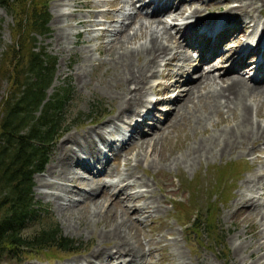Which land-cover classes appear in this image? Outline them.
Listing matches in <instances>:
<instances>
[{"label":"rangeland","instance_id":"obj_1","mask_svg":"<svg viewBox=\"0 0 264 264\" xmlns=\"http://www.w3.org/2000/svg\"><path fill=\"white\" fill-rule=\"evenodd\" d=\"M96 1H98V6H93ZM138 1L139 0H135L134 5H130L129 7H131L133 13L140 17L142 13L139 12L142 11L140 10L136 13ZM204 1L207 2V4L201 5L202 9L198 12L199 17L203 18L204 16L209 17L221 14V9H215L211 0ZM93 2L91 1V5L86 6L81 3V0H47V10L49 13L47 27L43 33L35 34L37 39L36 43L42 45L48 53L55 56L53 76L46 89V93L51 95L55 89L59 88V86L67 85L69 87L70 95L69 99L63 106V112L61 115L62 121L59 124V128H57L52 134L50 141L46 145V159L42 164V170L33 172L32 174V200L35 202L32 207L40 211L38 212V215H34L32 221L27 222L22 232L29 233L36 229L40 223L45 222L46 218H50L57 223L61 235L76 240L74 248L68 251L43 250L37 253L21 252L17 257L4 255L0 259V264L78 263L84 259L87 252H89L96 243V232L101 228L103 213L101 211L99 214L94 212V216L97 217L92 216V206L90 202L88 200L82 201L81 197L87 190L85 183L83 181L73 182L77 184V187H71L73 189L71 195L72 198L76 200L77 206H67V209L71 210L70 213L66 212L62 204L57 203L61 201L60 199L57 200L52 195H49V188L42 187L38 183L39 178H46L49 181L55 180L53 175H48L45 171L52 161V148L55 144H58L63 140L67 132L76 130L81 131L98 122H101L100 124H102L115 110L116 102L110 96H112L117 90V86L115 85V81L109 75L111 69L105 68L106 62H109L112 53L116 50H120V48H123L124 46H127L128 48H130L129 46H133L135 48L142 42L146 41L141 35L131 41H126L124 44H121V46L115 39L111 40L112 36L110 35V30L113 26L117 27L118 22L115 21L117 16L113 17V21L105 19V8L110 0H93ZM259 2H264V0H257V4H259ZM196 3L197 2L194 1L190 2L189 5L185 4V8L181 9L182 12L178 16L173 17V11V13L162 17L167 20V25L163 24L165 27L161 28V32L163 29L166 31V41L163 37L161 39L164 43H171L172 39H177L181 42V45L176 47V51H179L180 53H185L187 51L191 57V62L190 65H187L184 68L188 67V69L195 63V55L201 50L200 43L197 39L199 37L202 39L203 36L199 35L196 38L191 37L192 33L196 32L197 26L194 25L192 27L193 30L189 32L187 31L186 40H183L181 36L179 37L180 31L177 32V28L178 23L180 25L183 20L185 22L193 20L192 18H184L189 11L193 9L195 6L194 4ZM150 9L151 6H148L144 7L142 10L150 11ZM109 11L110 14L112 13L111 15L115 13L118 14L115 9ZM58 12H62L64 15L62 14L61 18L54 20V17ZM251 14L255 16V19L258 21L256 28H241L239 24L230 21L229 26L230 29H232V32H230V35L228 34L226 38L223 37L211 55H214L215 53L223 54L226 45L239 48V46L242 47L245 44L250 43V36H252L253 33H259L261 26L264 24V15L262 13L258 10H252ZM77 17L78 19H82V17L83 19H90L92 20V23L79 24L77 23ZM12 21L13 19L9 11L0 6V61L3 52H6V46L12 41ZM133 23L129 25L128 30H131ZM106 27L107 29L103 30ZM103 31L106 33L105 37L102 36ZM123 32L125 31L116 34V39H118V37L121 38ZM239 32L242 33L240 34ZM168 33L172 35L171 38L167 35ZM56 36H58V38ZM159 36L158 33V37ZM190 38L192 40H190ZM56 39L58 42H56ZM225 39L227 40L225 41ZM209 43L211 44L213 41L210 40ZM254 50L255 49L252 51ZM256 56H258L259 59L257 63L264 67V62L261 64V58L256 51H254L253 54L250 53L245 58L247 60L246 63L252 62L250 58L255 59ZM83 58H91V63H93V65L91 64L90 67L87 65V74L86 71H84L81 73V78H77L75 69L77 64L80 65L82 63ZM163 61L164 59L161 60V64L164 63ZM234 61L240 62V59L235 58ZM179 63L180 61H178L177 64ZM176 66L177 65H175L173 69H175ZM210 67L211 65L206 66L202 64L199 68L206 71ZM219 70L220 69L212 71L211 69V72L214 76H218L219 74L217 71ZM258 70L259 69H257V72L259 73ZM250 75H252V71L245 68L243 76L249 83ZM176 77L179 78L180 74H177ZM190 77L191 79L197 78L195 70L192 71ZM166 80L168 81L167 78L161 77L160 75L155 76L154 78H149L146 83V96L152 98V100L156 99L157 101L152 104L146 103V105H140L138 108L139 110L141 109V112L146 108L148 109L147 115L153 116L155 113H160V111H167L168 108L172 106V98L178 93L180 95L178 94L177 96H181L186 91H183L182 89H185L187 87L186 84L189 83L180 80L177 84L169 88V91L167 90L162 94L154 93L153 90L155 85ZM262 82L264 83V78ZM6 87L5 80H0V100L6 92ZM160 98L163 100L161 101ZM180 100L181 99H179V101ZM263 105L264 104H258L256 107L257 111H255L254 106H252L251 110L252 118L261 124H264ZM163 115L168 119L172 114L169 111L165 114L163 112V114L157 116ZM222 115L224 119L220 120L218 116H216L214 119L216 118L215 120L217 122L208 124L207 121L206 123L204 121L205 124L203 123V126H199L200 128L195 127L193 122L187 123L186 119H181L182 121H176V124L174 123L172 127L169 126L160 131L156 129L154 132L149 130V135L146 136L149 141L145 145L140 144L134 146L131 144L128 146L127 143H124L121 146L116 140L117 144L121 147H117L118 159L116 162L112 158L114 149L105 147L98 141H95L92 146H89L90 152L93 150L94 154L97 156L99 155V151H97L99 148V150L107 152L105 156L103 155V158L106 159L108 157L106 162L111 167L114 165L115 170L118 172L124 171L128 164H133L132 159L125 163L123 160L125 156L129 158L134 156L137 157L138 161H141H139V164H137L131 172H125V175L130 173L138 176L139 179H145L146 182L150 183L154 193L145 200H157L159 205L158 212L150 211L151 214L146 217L142 215V213L127 214L126 212H123V214L130 220V224L126 229L130 232L128 234H130L131 240L135 241L136 245H140L142 249L149 248L147 256L150 261L163 260V264H257L250 262H253L256 256H259V253L264 251V245L262 242L264 240V195L259 196L256 206L254 205L258 208L257 212L260 214H247L248 209H246L242 214V216L245 215L244 220L238 224L232 221V216L235 212L234 206L232 207L231 204L233 199L237 196V193L240 192H237V190H241L240 183L242 178L249 175L252 171L257 174H260V172L263 171V158L261 161H255L254 155L259 154L264 156V145L262 143L257 144V141V143H253V152H251L250 149L246 152L243 148H237L231 153L222 156L212 155L211 157H208L207 160L201 157L199 160L194 159L192 161L190 156L186 155L190 146L196 144L198 140L204 138L206 134L212 133L213 130L222 127L225 123H228L231 120L232 114H229L228 116L227 114ZM122 117L128 122L123 127L129 126L133 119L140 118L137 114H131L130 111L125 112ZM165 118L161 120L159 127H164L162 123L165 122ZM184 122L185 125L183 124ZM124 131L130 132V129ZM121 134L122 133H106V136L107 138L109 137L114 140V137H118ZM114 144H116L115 140L112 143L113 147H115ZM251 145L252 144H248L247 146L251 148ZM73 148L80 154V158L89 161L92 160L89 152H79L76 145H73ZM241 149L242 151H240ZM257 149H260V151ZM103 152H101V155ZM184 158H186L185 161ZM95 165L99 164L96 163ZM74 166L75 171L80 176L83 175L82 177H87L88 175H91L89 172L80 169L79 166ZM94 170L95 168L92 171ZM115 186L117 187L118 185ZM115 186H110L109 190L115 191ZM144 188L145 187L143 186H136L130 187L129 190L143 191ZM244 194L246 196L249 193L244 192ZM92 196L100 197L98 191ZM153 197L156 199H152ZM143 200L144 198L135 199L132 203L140 205ZM102 202L106 207H109L106 213L112 210L111 212L114 215H121V217H123V215L118 212L120 209L119 204L109 202L108 200H102ZM193 212H197L198 221L202 216H208L210 218L212 225L209 232L204 231L201 226L198 227L191 225L189 217ZM237 215H240L239 210H237ZM74 216L78 218H75ZM105 218L103 219L105 220ZM93 219L99 221L96 220L97 222L93 223ZM85 223H87V225H85ZM216 231L219 233V237L217 238L222 237V244L215 243ZM238 242H242L243 246L235 251L234 248ZM258 244L261 246V249L256 251V246ZM160 245L162 246L161 250L157 249V246ZM240 251L243 253L240 254ZM258 261L262 260L260 259Z\"/></svg>","mask_w":264,"mask_h":264},{"label":"bare ground","instance_id":"obj_2","mask_svg":"<svg viewBox=\"0 0 264 264\" xmlns=\"http://www.w3.org/2000/svg\"><path fill=\"white\" fill-rule=\"evenodd\" d=\"M91 1L93 2V0H81V3L87 6L91 5ZM134 1L135 0H110L105 8V19L113 21V17L117 16V19L115 20L118 22L117 27H110V35L112 36L111 40L115 39L121 46V44H124L129 40L131 41L139 35L146 39V41L142 42L135 48L133 46H129L130 48L124 46L123 48H120V50L114 51L109 58V62H106L105 68L111 69L109 75L115 81V85L117 86V90L112 96H110L116 102L115 110L102 124H100L101 122H98L81 131L76 130L67 132L63 140L58 144H55L52 148V161L45 171L46 174L53 175L55 180L49 181L46 178L38 179L40 186L50 189L49 195H52L57 200H61L57 203L62 204L63 208L68 213H70L71 210L67 209V206H77L76 200L73 199L71 195V191L73 190L71 187H77V184L73 182L83 181L87 186V190L81 197L82 201L88 200L90 202L92 206V216L95 215L94 212L96 214H99L100 211L103 213L101 228L96 232V243L93 245L92 249L87 252L81 262H74L73 264H163V260L150 261L147 256L149 248L142 249L140 245H136L135 241L131 240L130 234H128L130 232L126 229L130 224V220L123 214V212H126L127 214L142 213V215L146 217L151 214L150 211L153 212L159 209L157 200H145L154 193L150 183L146 182L145 179H139L138 176L130 173L125 175V172H131L134 167L139 164L140 160L138 161L137 157L134 156L132 158L125 156L123 159L124 162L126 163L132 159L133 164H128L124 171L118 172L115 170L114 165L111 167L106 162L107 158H103L101 155V152L103 151L99 150L100 148L97 149V151H99L98 156L94 154L93 150L90 152L89 146H92L95 141H98L105 147L114 149L112 158L116 162L118 159L117 147H120L118 144L121 146L124 143H127L128 146L131 144L134 146L140 144L145 145L149 141L148 138H146V136L149 135V130L154 132L156 129L160 131L169 126L172 127L176 121H182L181 119H186L187 123L193 122L195 127H199L204 121L205 123L207 121L208 124L217 122L215 120L216 118L214 119L216 116L222 120L224 119L222 114H227V116L232 114L231 120L228 123H225L222 127L216 128L212 133L206 134L204 138L190 146L186 155H189L192 161L194 159L199 160L201 157L207 160V158L212 155L222 156L231 153L237 148H243L246 152L250 149V151L253 152V143H257V141V144L262 143L264 145V124L254 120L251 115L252 106H254L255 111H257L256 107L258 104H264V83L262 82L264 78V67L262 65L260 66L254 60L246 63V54L243 46H239L238 48L226 45L223 54L215 53L214 55H211L215 51V46L223 39L227 26L225 24L227 22L230 23L231 21L237 23L241 28H256L258 21L251 12L252 10H258L264 15V2H259V4H257V0H211L215 9H221V14L209 17L204 16L202 18L199 17L198 12L202 9V4H207L204 0H139L136 13L140 10L142 11L144 7L151 6L150 11L139 12L142 13L140 17L133 13V10L129 7L130 5H134ZM194 1L197 3L194 4L195 6L193 9L189 11L184 18H192L193 20H190V22H185L183 20L180 25L178 23L177 32L180 31L179 37L181 36L183 40H186L187 31L189 32L193 30L192 27L194 25L197 27L196 32L192 33V38H196L204 32L206 33L203 34L202 39H200V37L197 39L200 43L203 56H199V54L195 56V63L188 69V67H184L190 65L191 57L187 51L185 53H180L179 51L178 53L176 51V47L181 45V42L177 39H172L171 43H164L161 38H165L166 41V31L163 29L161 32V28H164L165 25H167V20L162 18L164 15H169L174 11L173 17L178 16L182 12L181 9L185 8V4L189 5L190 2ZM93 6H98V1H96ZM112 9H115L118 14L115 13L111 15L112 13L110 14L109 10ZM62 14L64 15V13L58 12L54 17V20L61 18ZM76 19L79 24L92 23V20L83 19V17L82 19H78V17ZM132 23L133 27L131 30H128L129 25ZM106 29L107 27L103 30ZM212 30H214L213 33L208 35L207 32H211ZM121 31L125 32L122 33L121 38L118 37V39H116L115 35ZM158 33L160 35L159 37ZM239 33L241 34L242 32ZM259 34L260 39L258 43L255 44L256 47L254 51L258 52L262 64L264 62V24L261 26ZM167 35H169L170 38L172 37L169 33ZM102 36H106L104 31ZM56 37L58 38V36ZM190 40L192 39L190 38ZM210 40L213 41V46L210 45ZM226 40L227 39H225V41ZM56 42H58L57 39ZM247 47L248 46H246V48ZM235 58L240 59V62L234 61ZM163 59L164 63L161 64V60ZM178 61H180L179 64H177ZM91 64L93 65V63H91V58H83L82 63L80 65L77 64L75 69L77 78H81V73L84 71H86L87 74V65L90 67ZM202 64L206 66L211 65V67L204 71L202 68H199ZM175 65L177 66L173 69ZM245 68L252 71L254 74L253 77H249L250 83L246 81L243 76ZM211 69L212 71L220 69L217 71L219 75L214 76ZM257 69H259V73L257 72ZM194 70L197 78L191 79L190 76ZM177 74H180L179 78L176 77ZM158 75L167 78L168 81L166 80L157 83L154 90L152 89L154 93L162 94L167 90L169 91V88L177 84L180 80L189 83L186 84L187 87L185 89H182L183 91H186L181 96H177L179 94L177 92L178 94L172 98V106H170L167 111H160V113H155V115L151 116L147 115L148 109L145 108V110L141 112V109L139 110L138 107H140V105H146V103L152 104L157 101L156 99L152 100V98L146 96V83L149 78H154ZM179 99L181 100L179 101ZM160 100L162 101L163 99L160 98ZM127 111H130L131 114H137L140 118L133 119L129 126L123 127L128 123L122 117ZM169 111L172 115L168 119H166L164 115L157 116L163 114V112L165 114ZM163 118H165V122L162 123L164 127H159ZM183 124L185 125V122ZM126 128L130 129V132H127L126 135L121 134V136H119L120 142L118 141V144L116 142L118 139L115 138L116 144H114L115 147H113V139H110L109 137L107 138L106 133H123L122 131L127 130ZM248 144H252L251 148L247 146ZM73 145H76L78 151L81 153L89 152L92 160L89 161L80 158V154L74 150ZM257 150L260 151V149ZM240 151H242V149ZM254 158L255 161H261L262 158L264 161V156L259 154L254 155ZM185 160L186 158H184V161ZM96 163L99 165H95ZM74 165L79 166L80 169L89 172L91 175H88L87 177H82L83 175L80 176L75 171ZM94 168L95 170L92 171ZM262 170L263 171L260 172V174L252 171L249 175L242 178L240 183L241 190H237V192H240L237 193V196L231 203L232 207L234 206L235 212L232 216V221L234 223L238 224L244 220L245 215L242 216V214L246 209H248L247 214H260L257 212L258 208L255 206L257 204V199H259L258 197L264 195V167ZM115 185L118 186L116 187ZM110 186H115L116 190H109ZM136 186H143L145 188L143 191L129 190L130 187ZM97 191L99 192V198L92 196ZM244 192H248L249 194L245 196ZM140 198H144L140 205L132 203L135 199ZM152 199L156 198L153 197ZM102 200H108L109 202L119 204L120 209L118 212H120L123 217H121V215H114L111 212L112 210L106 213L109 207H106ZM237 210H239L240 215H237ZM74 217L78 218L76 216ZM103 218H105V220ZM96 220L93 219V223L99 221ZM85 225H87V223H85ZM262 242L264 245V240ZM242 246V242H238L234 250H239ZM256 248V251H259L261 246L258 244ZM157 249L161 250L162 246H157ZM241 253L243 252L240 251V254ZM260 259L262 261H258ZM250 263L264 264V251L259 253V256H256L255 260Z\"/></svg>","mask_w":264,"mask_h":264},{"label":"trees","instance_id":"obj_3","mask_svg":"<svg viewBox=\"0 0 264 264\" xmlns=\"http://www.w3.org/2000/svg\"><path fill=\"white\" fill-rule=\"evenodd\" d=\"M12 16V41L0 61V80L6 92L0 100V259L21 252L71 250L76 240L61 235L56 222H45L23 233L40 210L32 207V174L41 171L46 145L62 121L69 87L48 95L55 56L36 43L35 34L47 27V0H0ZM97 106V105H95ZM192 226L209 232L210 218L191 213ZM216 231L215 243L222 244Z\"/></svg>","mask_w":264,"mask_h":264}]
</instances>
